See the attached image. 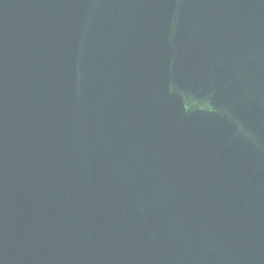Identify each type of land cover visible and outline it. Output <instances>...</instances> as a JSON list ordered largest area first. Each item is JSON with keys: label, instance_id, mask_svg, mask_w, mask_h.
<instances>
[{"label": "water", "instance_id": "water-1", "mask_svg": "<svg viewBox=\"0 0 264 264\" xmlns=\"http://www.w3.org/2000/svg\"><path fill=\"white\" fill-rule=\"evenodd\" d=\"M0 264H264V0H0Z\"/></svg>", "mask_w": 264, "mask_h": 264}]
</instances>
